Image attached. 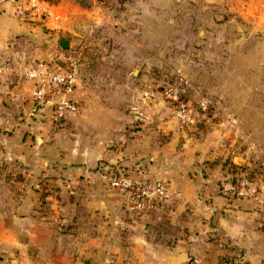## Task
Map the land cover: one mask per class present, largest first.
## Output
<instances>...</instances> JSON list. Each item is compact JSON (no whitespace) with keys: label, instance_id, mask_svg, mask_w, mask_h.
Wrapping results in <instances>:
<instances>
[{"label":"crops","instance_id":"crops-1","mask_svg":"<svg viewBox=\"0 0 264 264\" xmlns=\"http://www.w3.org/2000/svg\"><path fill=\"white\" fill-rule=\"evenodd\" d=\"M224 3L234 19L248 23L242 36L256 33L246 52H258L264 62V0L263 10L262 0ZM35 4L46 12L33 14L23 0H0V62L7 66L0 75V156L10 164L0 174V264H264L258 202L220 192L229 163L204 151L213 141L194 144L168 111H152V102L151 121L137 125L127 114L130 87L121 77L108 83L103 73L125 68L121 47L110 42L114 31L85 28L100 17L74 0ZM102 20L115 23L109 15ZM67 53L78 63L72 92L78 111L59 120L50 107L31 111L25 69ZM241 84L229 108L235 119L252 122L235 128L229 162L250 164L258 153L264 165V120H256L264 119V80ZM106 166L162 180L169 199L129 213L123 197L98 177ZM50 176L55 185L42 202L38 182Z\"/></svg>","mask_w":264,"mask_h":264},{"label":"rangeland","instance_id":"rangeland-1","mask_svg":"<svg viewBox=\"0 0 264 264\" xmlns=\"http://www.w3.org/2000/svg\"><path fill=\"white\" fill-rule=\"evenodd\" d=\"M224 2L74 0L81 11H94L100 17L98 22H84L83 26L86 28L88 24L93 31L99 30L100 33L114 31L110 42L112 46L121 47L120 57L124 64L120 66L125 68L106 67L103 73H107L108 83H115L121 77L130 87L132 100L142 89L152 93V111L162 109L171 115V109L176 106L187 107L194 122L178 127L173 118L178 131L190 134L194 144L208 137L213 142L206 143L204 151L212 152V157L219 163L228 162L230 165L229 155L234 150V137H237L235 128L238 124L247 128L252 119H235V124H228L221 108L225 107L231 113L229 106L233 93L240 91L241 82L250 83L254 78H262L264 62L258 52H246L251 42L258 41L256 33L253 39L242 36L240 30L248 29V23L234 19L231 5ZM106 15L115 23L101 21ZM204 101L207 108L202 111L199 105ZM146 113L148 115L147 109ZM256 120L259 123L264 119ZM239 147L236 151L242 150L243 144ZM257 154H252L250 164L245 161L238 167L247 165V173L264 190V165ZM225 173L223 179L233 175L225 176Z\"/></svg>","mask_w":264,"mask_h":264},{"label":"built area","instance_id":"built-area-1","mask_svg":"<svg viewBox=\"0 0 264 264\" xmlns=\"http://www.w3.org/2000/svg\"><path fill=\"white\" fill-rule=\"evenodd\" d=\"M15 1V0H10ZM25 9L33 14L41 15L45 9L39 8L36 0H23ZM55 61H38L24 71V77L32 85L30 92L31 111H37L43 107H50L55 120L63 118L67 114L76 113L79 109L72 92L76 80L79 78L78 63L71 55H60ZM7 70V66L0 62V75ZM173 97V96H172ZM172 99L175 100L173 97ZM153 100V94L147 90L136 93L133 101L127 106V114L137 124L143 125L150 119L146 113L147 104ZM207 103H200L203 111ZM225 121L235 124L236 120L225 107L221 108ZM171 115L178 127L193 124L194 117L191 111L184 105L171 109ZM240 177L237 186L228 180L220 182L222 193L227 197L252 198L258 202V217L264 223V195L261 196L256 187L251 186L250 181L238 173ZM98 177L107 188L119 193L124 200L125 208L129 213L137 214L147 209H157L167 202L169 194L164 182L160 179L149 181L147 177L134 172H125L121 169L106 166L99 171Z\"/></svg>","mask_w":264,"mask_h":264},{"label":"trees","instance_id":"trees-1","mask_svg":"<svg viewBox=\"0 0 264 264\" xmlns=\"http://www.w3.org/2000/svg\"><path fill=\"white\" fill-rule=\"evenodd\" d=\"M67 55H71L74 57V59L77 61L74 53H67ZM56 62L60 63V61L56 60ZM3 157L0 156V174H6L9 173V171H7L9 169L10 164L5 162L4 159H2ZM225 170L227 171V174L232 173L233 175H231L230 177H225L224 180H228L232 185L237 186L239 184L240 181V177L238 175L239 172H242L243 175H241L242 177L246 178V179H250L251 174L247 173V171H243L241 169L238 168V166L230 164L228 166L225 167ZM225 173V176L227 175ZM229 176V175H228ZM53 177H43L42 179H40V181L38 182V187L36 189V191L39 193L40 196V200L43 202L45 199L44 196H46V194L48 193L49 190H52L54 187V181H53ZM223 179V178H222ZM221 182V181H220ZM220 184V183H219ZM220 192H222L221 190V186L219 187Z\"/></svg>","mask_w":264,"mask_h":264}]
</instances>
